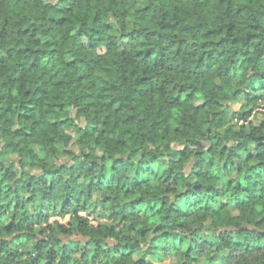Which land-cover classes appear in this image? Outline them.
Masks as SVG:
<instances>
[{
	"label": "trees",
	"instance_id": "obj_1",
	"mask_svg": "<svg viewBox=\"0 0 264 264\" xmlns=\"http://www.w3.org/2000/svg\"><path fill=\"white\" fill-rule=\"evenodd\" d=\"M262 100L264 0H0V264H264Z\"/></svg>",
	"mask_w": 264,
	"mask_h": 264
},
{
	"label": "rangeland",
	"instance_id": "obj_2",
	"mask_svg": "<svg viewBox=\"0 0 264 264\" xmlns=\"http://www.w3.org/2000/svg\"><path fill=\"white\" fill-rule=\"evenodd\" d=\"M232 108H233L234 113H242L244 111H248L251 109V107L247 108L243 100L238 102L237 104H234ZM250 120L254 124H259L261 121H264V100L260 101L257 107L253 109V113H252ZM234 123H236L235 120H234ZM103 209H104L103 207L98 206L90 210H87L86 212H83L81 215L84 217H87L92 224L97 226L98 224H104V223L109 222L108 221L109 219L107 217L108 212ZM54 220H59V219L58 218L51 219V221H54ZM65 221L67 222L68 218ZM174 262H175L174 259H172L171 257H168L163 262L157 263V264H174ZM221 262L222 261H219L218 263L222 264ZM202 264H204V262H202Z\"/></svg>",
	"mask_w": 264,
	"mask_h": 264
},
{
	"label": "clouds",
	"instance_id": "obj_3",
	"mask_svg": "<svg viewBox=\"0 0 264 264\" xmlns=\"http://www.w3.org/2000/svg\"><path fill=\"white\" fill-rule=\"evenodd\" d=\"M141 5H139V4H137V5H135L134 7H140ZM104 7H106V6H104ZM131 7V6H130ZM169 19H171V17H169ZM189 22H192V21H189ZM58 65H55L54 67H57ZM247 67H251L250 65L249 66H247ZM247 70V68L246 69H244V71H246ZM244 83H247L246 81L244 82ZM242 86V84H239V83H232L231 85H230V87L232 88V89H236V88H239V87H241ZM133 131H134V129H133ZM245 131H247V129H245ZM39 135V134H38ZM43 155H44V153L43 152H41L40 153V156L41 157H43ZM150 190H155V188H153V189H150ZM161 190H162V188H161ZM245 217H246V219H251V220H259V219H261V218H264V200H260V201H258L255 205H254V207L253 208H251V209H249L248 210V212L245 214ZM215 220H216V224L218 225V226H221V227H223V226H225V224L227 223V220H228V217L226 216V215H224V214H221L220 216H218V217H216L215 218ZM152 222V221H151ZM201 222H203V223H208V221H201ZM241 222H243V221H241ZM211 254V253H210ZM139 255V253H137V256ZM259 260H264V257H259L258 258V261Z\"/></svg>",
	"mask_w": 264,
	"mask_h": 264
}]
</instances>
